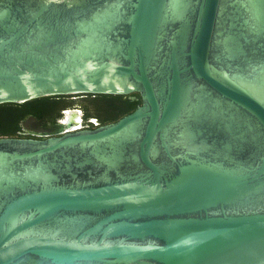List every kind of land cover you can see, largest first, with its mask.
<instances>
[{
  "label": "water",
  "instance_id": "95a60500",
  "mask_svg": "<svg viewBox=\"0 0 264 264\" xmlns=\"http://www.w3.org/2000/svg\"><path fill=\"white\" fill-rule=\"evenodd\" d=\"M134 93L0 137V264H264V0H0V104Z\"/></svg>",
  "mask_w": 264,
  "mask_h": 264
},
{
  "label": "trees",
  "instance_id": "16d2710c",
  "mask_svg": "<svg viewBox=\"0 0 264 264\" xmlns=\"http://www.w3.org/2000/svg\"><path fill=\"white\" fill-rule=\"evenodd\" d=\"M133 97L135 99H133ZM138 93L131 95L76 94L47 96L23 103L0 104V137L26 138L20 134V123L27 116L46 121L55 127L63 117V109H78L85 124L96 121L98 126L117 122L141 105ZM97 126V127H98ZM93 126L91 129H95Z\"/></svg>",
  "mask_w": 264,
  "mask_h": 264
},
{
  "label": "flooded vegetation",
  "instance_id": "af4514ba",
  "mask_svg": "<svg viewBox=\"0 0 264 264\" xmlns=\"http://www.w3.org/2000/svg\"><path fill=\"white\" fill-rule=\"evenodd\" d=\"M62 112L63 117L58 121L55 127L51 128L46 126L45 120L38 119L34 116H27L20 123V134L26 138L42 139L48 134H51L52 136H59L78 130H92L91 128H93V126H96V128L98 126V123L94 120L90 121L88 124H85L83 120V114L78 109L68 108L63 109Z\"/></svg>",
  "mask_w": 264,
  "mask_h": 264
}]
</instances>
